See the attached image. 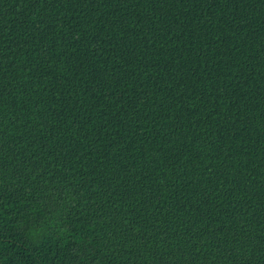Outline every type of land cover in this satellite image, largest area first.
Here are the masks:
<instances>
[{
    "label": "trees",
    "instance_id": "1",
    "mask_svg": "<svg viewBox=\"0 0 264 264\" xmlns=\"http://www.w3.org/2000/svg\"><path fill=\"white\" fill-rule=\"evenodd\" d=\"M0 264H264V0H0Z\"/></svg>",
    "mask_w": 264,
    "mask_h": 264
}]
</instances>
